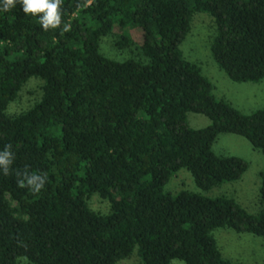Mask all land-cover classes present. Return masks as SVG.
I'll return each instance as SVG.
<instances>
[{"label":"trees","instance_id":"trees-1","mask_svg":"<svg viewBox=\"0 0 264 264\" xmlns=\"http://www.w3.org/2000/svg\"><path fill=\"white\" fill-rule=\"evenodd\" d=\"M61 9L63 23L49 31L20 4L0 11V150L10 143L15 154L13 175H0V264H117L133 250L132 264H239L221 256L210 230L264 239V170L255 213L223 195L162 186L180 167L202 190L239 178L246 161L210 148L219 132L264 155V106L243 113L216 98L178 48L192 14L205 11L217 66L233 81H258L264 0H62ZM115 25L114 46L133 45L141 59L99 51ZM29 76L41 79L38 96L5 113ZM186 111L208 124L190 127ZM25 165L47 174L39 194L18 186ZM92 194L106 212L88 205Z\"/></svg>","mask_w":264,"mask_h":264},{"label":"rangeland","instance_id":"rangeland-1","mask_svg":"<svg viewBox=\"0 0 264 264\" xmlns=\"http://www.w3.org/2000/svg\"><path fill=\"white\" fill-rule=\"evenodd\" d=\"M119 30L120 28L115 25L113 33L100 37L99 51L115 60L140 57L137 54L138 49L133 45L123 49L114 46L113 40ZM214 31L212 17L205 11H195L190 20L189 30L178 44L182 56L198 66L200 73L210 82L211 92L216 98L226 100L243 113L263 107L264 77L258 81L241 82L229 79L210 54L209 45ZM128 32L136 42L140 41L141 34L138 29L130 28ZM40 83V78L29 76L18 90L17 97L7 103L5 113L11 114L27 108L38 96ZM185 118L187 124L193 128L205 126L209 122L204 114L193 111H186ZM210 148L217 155H234L244 159L247 165L240 177L219 182L202 190L194 184L189 171L180 167L168 177L162 189L170 193L186 189L206 196L223 195L233 199L248 213H255L259 206L257 200L259 172L264 170L263 153L252 147L243 136L231 132L217 133ZM87 203L92 209L100 212L108 210L107 201L95 194L88 198ZM210 233L222 257L239 264H264V239L261 236L249 232H236L229 227H214ZM134 262H137L135 250L127 257L120 259L117 264ZM170 264L185 263L173 258Z\"/></svg>","mask_w":264,"mask_h":264},{"label":"clouds","instance_id":"clouds-1","mask_svg":"<svg viewBox=\"0 0 264 264\" xmlns=\"http://www.w3.org/2000/svg\"><path fill=\"white\" fill-rule=\"evenodd\" d=\"M17 4L22 6L26 16L37 17L44 31L57 29L63 23L62 0H0V11L8 12L16 8ZM66 28L67 26L65 30ZM14 159L15 154L9 143L0 150V175L5 177L13 175ZM15 175L18 178V186L28 188L34 194H39L47 181L46 173H30L27 165L23 172L16 171Z\"/></svg>","mask_w":264,"mask_h":264}]
</instances>
